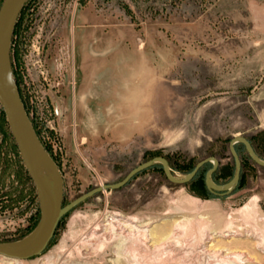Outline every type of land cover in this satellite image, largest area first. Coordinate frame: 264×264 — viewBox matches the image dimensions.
Segmentation results:
<instances>
[{
    "label": "rangeland",
    "instance_id": "obj_1",
    "mask_svg": "<svg viewBox=\"0 0 264 264\" xmlns=\"http://www.w3.org/2000/svg\"><path fill=\"white\" fill-rule=\"evenodd\" d=\"M16 25L15 89L64 205L159 156L180 179L215 157L225 184L237 136L264 160V0H29ZM234 147L235 189L205 188L213 162L180 185L156 161L71 210L41 254L0 264H264V167ZM39 218L0 103V242Z\"/></svg>",
    "mask_w": 264,
    "mask_h": 264
},
{
    "label": "water",
    "instance_id": "obj_2",
    "mask_svg": "<svg viewBox=\"0 0 264 264\" xmlns=\"http://www.w3.org/2000/svg\"><path fill=\"white\" fill-rule=\"evenodd\" d=\"M28 1L29 0L3 1L0 7V51L5 47H7L9 51L17 21ZM3 17L4 23H1ZM0 103L6 114L11 133L18 146L24 166L36 187L40 205L39 221L29 234L18 240L0 242V256L7 258L29 259L41 254L55 235L61 219L71 210L102 190L118 189L126 185L139 173L150 168L156 161L161 162L163 165V170L168 180L180 185L190 182L206 163L213 162V166L206 173L205 182L207 188L215 194L229 192L235 189L240 181L242 162L235 150V144L242 143L249 156L257 164L264 167V160L257 155L249 139L245 136H237L233 137L229 142V148L235 160L236 170L233 178L225 184H217L213 181L212 175L219 166V160L215 157H207L201 160L190 173L180 179L171 173L167 159L159 156L131 170L122 181L111 185L95 187L64 205L57 189L49 182L42 179L37 170L36 160L41 151L45 152L44 146L35 130L20 93L16 89L14 92H9L0 81ZM18 123L25 129L24 134L19 132ZM55 171L58 173L57 168H55Z\"/></svg>",
    "mask_w": 264,
    "mask_h": 264
},
{
    "label": "bare ground",
    "instance_id": "obj_3",
    "mask_svg": "<svg viewBox=\"0 0 264 264\" xmlns=\"http://www.w3.org/2000/svg\"><path fill=\"white\" fill-rule=\"evenodd\" d=\"M1 23H4V17L2 18ZM0 81L7 88L9 92H14L15 78H14V73L10 62V55L7 47H5L0 51ZM18 128L21 134L25 133V129L20 123H18ZM36 167L41 178L49 182L55 189L58 190V188L61 186V179L58 173L55 171L52 162L50 161L49 157L45 152L41 151L38 154L36 160ZM115 215L119 216L118 214ZM8 259L15 261V258H8Z\"/></svg>",
    "mask_w": 264,
    "mask_h": 264
},
{
    "label": "trees",
    "instance_id": "obj_4",
    "mask_svg": "<svg viewBox=\"0 0 264 264\" xmlns=\"http://www.w3.org/2000/svg\"><path fill=\"white\" fill-rule=\"evenodd\" d=\"M16 26H17V25H16ZM16 28H17V27H15V34H16ZM205 165H206V164H205ZM205 165H204V166H205ZM193 169H194V168H193ZM193 169H191V171H192ZM201 169H202V168H201ZM201 169H200V170H201ZM162 170H163V165H162ZM200 170L198 171V173L200 172ZM191 171H190V172H191ZM198 173L195 175V177H194L192 180H194V179L197 178ZM214 173H215V172H214ZM214 173H213V174H214ZM233 176H234V174H233ZM205 177H206V174H205ZM205 177L202 179V182H203L205 188H206L210 193L213 194V192L210 191V190L207 188V186H206ZM212 177H213V175H212ZM192 180H191V181H192ZM240 180H241V178H240ZM239 182H240V181H239ZM238 184H239V183H238ZM237 186H238V185H237ZM237 186H236V187H237ZM62 219H63V218H62ZM60 222H61V221H60Z\"/></svg>",
    "mask_w": 264,
    "mask_h": 264
}]
</instances>
